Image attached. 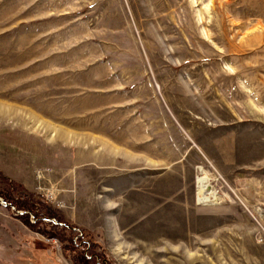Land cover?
Here are the masks:
<instances>
[{
	"label": "rangeland",
	"instance_id": "obj_1",
	"mask_svg": "<svg viewBox=\"0 0 264 264\" xmlns=\"http://www.w3.org/2000/svg\"><path fill=\"white\" fill-rule=\"evenodd\" d=\"M46 218L110 264H264V0H0V264H82Z\"/></svg>",
	"mask_w": 264,
	"mask_h": 264
},
{
	"label": "trees",
	"instance_id": "obj_2",
	"mask_svg": "<svg viewBox=\"0 0 264 264\" xmlns=\"http://www.w3.org/2000/svg\"><path fill=\"white\" fill-rule=\"evenodd\" d=\"M37 208L38 207H33L32 211H30V210L25 211V213L20 214L19 216L21 217V219H23L25 221V223L30 225L31 222H29V220L31 219V216H37V214H36ZM46 215L49 216L50 214H46ZM46 215H44V216L46 217ZM44 216H40L39 220H45ZM46 220H49L47 223L51 226V229L56 230L60 227H65V229L70 234H73L71 244L73 245L74 248L82 250V252H80V256H79L82 264H110V262L108 260H106V257L104 256V254L102 252H100L99 250L95 249L94 243H91V240L90 241L87 240L86 242L83 241V239L86 238V236H88V234H87L88 231L86 229L78 228L76 225H73L69 222H64L63 226H60V222L56 223L49 218H46ZM78 230H79V232H81L82 236H79L81 234H78ZM75 236H77V240H74ZM98 258L100 259V261L102 263H100V261L98 262Z\"/></svg>",
	"mask_w": 264,
	"mask_h": 264
},
{
	"label": "bare ground",
	"instance_id": "obj_3",
	"mask_svg": "<svg viewBox=\"0 0 264 264\" xmlns=\"http://www.w3.org/2000/svg\"><path fill=\"white\" fill-rule=\"evenodd\" d=\"M199 187H200V190L203 191V194H204V196L201 199H204V197H207V194H209L206 192V191L209 192V189H207L209 188L208 183H207V177H203L199 180Z\"/></svg>",
	"mask_w": 264,
	"mask_h": 264
}]
</instances>
